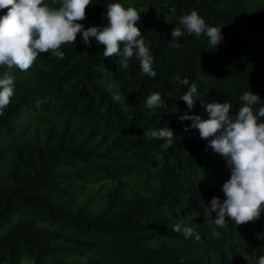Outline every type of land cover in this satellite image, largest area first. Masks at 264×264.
Wrapping results in <instances>:
<instances>
[{"label": "trees", "instance_id": "obj_1", "mask_svg": "<svg viewBox=\"0 0 264 264\" xmlns=\"http://www.w3.org/2000/svg\"><path fill=\"white\" fill-rule=\"evenodd\" d=\"M109 3L140 13L155 78L135 56L127 69L104 58L95 38L86 47L82 33L61 46L63 59L49 52L27 71L0 66L15 89L0 115V264H258L264 212L224 227L204 213L213 197L225 199L231 170L179 117L207 118L201 103L211 102L230 103L235 115L245 91L260 97L254 108L264 106V0H91L80 23L102 29ZM193 10L221 27L215 48L186 32L181 47L170 46ZM193 83L189 110L180 99ZM157 92L161 106L147 108ZM162 127L174 131L168 148L143 136ZM176 223L199 240L174 232Z\"/></svg>", "mask_w": 264, "mask_h": 264}, {"label": "clouds", "instance_id": "obj_2", "mask_svg": "<svg viewBox=\"0 0 264 264\" xmlns=\"http://www.w3.org/2000/svg\"><path fill=\"white\" fill-rule=\"evenodd\" d=\"M58 7H51L45 0H0V66L8 69L18 68L29 70L41 53H51L57 59H63L60 51L62 45L75 43L77 35L82 33V42L88 47L91 38L97 44L104 45L103 57H119L120 67L127 69L129 60L136 57L139 60L140 71L149 77H156L152 68L153 56L149 46L142 38L139 29L140 13L134 7L125 8L120 3H109L106 7L105 26L85 28L80 23L86 19V9L91 0H53ZM179 25L172 29L173 41L171 47L179 48V38L185 32L188 35L207 37L209 45L216 47L222 40L221 27L209 26L205 20L193 10L190 14L179 18ZM176 79L179 81L180 77ZM188 85V80L182 81ZM14 77L4 72L0 77V115L10 104L14 95ZM197 86L191 84L181 99L189 110H192L197 100L194 95ZM172 92L167 96L172 98ZM120 99L113 94V100ZM241 106L235 115L228 102L201 103L207 118L200 115L183 113L181 121H191V129L198 130L199 137L208 141L207 148L224 158L229 166L230 178L223 183L222 191L225 199H211L210 207L203 209L206 215L216 213L214 223L224 227L228 220L237 226L254 222L264 212V106L260 105V97L251 91H245L239 97ZM162 103L161 93H153L146 98V107L159 108ZM188 131V128H185ZM143 136L166 140L164 148L171 146L174 131L170 127L152 129L143 132ZM207 148L205 151H207ZM227 218V219H226ZM172 230L182 233L187 239L199 235L192 227L176 223ZM264 238L261 235L257 239ZM258 264H264V256L259 257Z\"/></svg>", "mask_w": 264, "mask_h": 264}, {"label": "rangeland", "instance_id": "obj_3", "mask_svg": "<svg viewBox=\"0 0 264 264\" xmlns=\"http://www.w3.org/2000/svg\"><path fill=\"white\" fill-rule=\"evenodd\" d=\"M95 200H93V202H94Z\"/></svg>", "mask_w": 264, "mask_h": 264}]
</instances>
